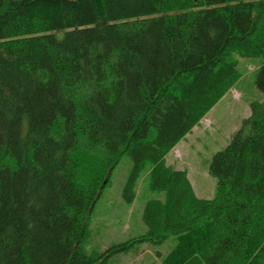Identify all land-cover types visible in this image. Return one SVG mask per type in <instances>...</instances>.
<instances>
[{
	"label": "trees",
	"instance_id": "1",
	"mask_svg": "<svg viewBox=\"0 0 264 264\" xmlns=\"http://www.w3.org/2000/svg\"><path fill=\"white\" fill-rule=\"evenodd\" d=\"M63 34V37H60ZM262 58L264 0H0V264H108L138 245L161 264H264V100L251 104L200 198L170 151ZM124 156L148 231L93 257L88 219Z\"/></svg>",
	"mask_w": 264,
	"mask_h": 264
},
{
	"label": "rangeland",
	"instance_id": "2",
	"mask_svg": "<svg viewBox=\"0 0 264 264\" xmlns=\"http://www.w3.org/2000/svg\"><path fill=\"white\" fill-rule=\"evenodd\" d=\"M237 60L240 78L166 157L168 165L187 172L200 198L211 199L217 194V180L209 174L214 154L230 143L243 119L251 115V104L264 100L263 92L256 85L263 59L237 57ZM132 168L130 156H124L88 219L89 237L83 249L90 256L96 257L109 247L148 231L142 216L147 201L156 198L157 193L150 189V177L146 174L138 182L135 200L128 202L123 188ZM176 244V237L162 244H141L111 257L108 264H161Z\"/></svg>",
	"mask_w": 264,
	"mask_h": 264
}]
</instances>
